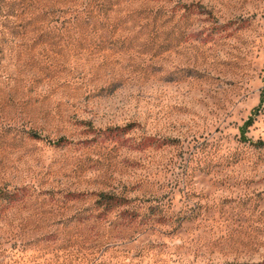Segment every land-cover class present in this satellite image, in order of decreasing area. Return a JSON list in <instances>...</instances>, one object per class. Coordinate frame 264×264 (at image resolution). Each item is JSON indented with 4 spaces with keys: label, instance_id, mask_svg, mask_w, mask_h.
Masks as SVG:
<instances>
[{
    "label": "rangeland",
    "instance_id": "obj_1",
    "mask_svg": "<svg viewBox=\"0 0 264 264\" xmlns=\"http://www.w3.org/2000/svg\"><path fill=\"white\" fill-rule=\"evenodd\" d=\"M0 264H264V0H0Z\"/></svg>",
    "mask_w": 264,
    "mask_h": 264
}]
</instances>
